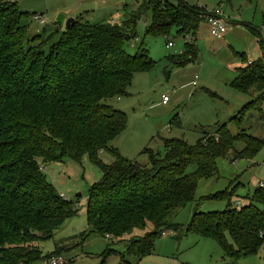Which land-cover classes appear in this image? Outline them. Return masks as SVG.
Segmentation results:
<instances>
[{
    "label": "trees",
    "instance_id": "1",
    "mask_svg": "<svg viewBox=\"0 0 264 264\" xmlns=\"http://www.w3.org/2000/svg\"><path fill=\"white\" fill-rule=\"evenodd\" d=\"M147 11L144 36L166 37L175 29L190 38L180 53L166 57L168 78L172 68L199 56L195 34L207 12L204 6L144 0L119 23H89L78 16L57 38L54 33L37 34L26 46L27 26L20 22L29 13L20 11L15 1L0 0V264H47L50 255L60 254L59 246L43 254L38 242L52 238L77 209L46 179L44 163L78 161L86 154L100 169L101 179L89 187L88 230L80 239L92 231L119 240L134 228L153 224L144 235L131 237L123 252L106 246L97 264H106L110 254H117L121 264L151 255L165 229L177 239L187 233L215 239L230 260L223 264L255 254L263 244L264 189L257 186L240 206L231 201L239 183L195 198L198 181L217 175L216 158L232 152V162L253 159L264 145L262 139L245 128L232 134L226 122L215 124L211 132L200 127L193 144L182 135L154 136L163 152L145 145L140 152L145 163L124 157L110 144L127 121L112 99L130 96L134 75L156 64L143 43L134 53L124 48L125 35L135 37L136 22ZM258 61L238 66L229 81L236 91L258 93L232 114L230 120L238 126L246 111L264 100V68ZM169 126H180L178 114ZM237 143H242L240 150ZM102 151L112 154L111 163L101 162ZM191 165L194 171L187 172ZM210 198L226 200L225 209L201 211L200 201ZM187 203H194L189 222L172 221L173 213Z\"/></svg>",
    "mask_w": 264,
    "mask_h": 264
},
{
    "label": "rangeland",
    "instance_id": "2",
    "mask_svg": "<svg viewBox=\"0 0 264 264\" xmlns=\"http://www.w3.org/2000/svg\"><path fill=\"white\" fill-rule=\"evenodd\" d=\"M15 1L23 15L20 24H25L27 30L24 43L30 45V38L37 34L48 36L54 33V38L66 29L65 25L56 22L59 14L67 17L81 16L82 21L111 24L121 22L127 14L133 12L144 0H11ZM173 1V0H170ZM204 6L208 11L221 9L226 21L224 37L216 39L210 34L206 21L200 23L195 34V43L199 56L182 67L171 69L166 78L164 69L168 66L166 57L176 55L183 49L189 37H182L172 29L166 37L144 36L145 21L150 20V11L144 13L136 22L135 37L129 38L124 44L125 50L134 53L143 43L151 57L156 61L151 70L138 73L131 82L129 92L131 97L112 99L113 105L126 112L127 121L124 130L110 144L118 148L126 158H136L141 163L146 157L140 154L145 145L163 152V145L154 136H178L184 134V139L193 144L200 136V127L213 131L215 124L226 122V128L232 134L245 128L248 134L260 138L264 143V100H258L252 110L246 111L239 126L230 118L239 107L256 98L258 93L246 94L236 91L230 86V79L237 66L249 59L257 58L261 53L262 36L264 32V0H186ZM41 14L44 22L40 24L33 19ZM74 18V17H72ZM62 27V30L59 28ZM253 29V31H251ZM167 41L173 43L167 45ZM244 53L247 60L240 56ZM194 87L190 81L195 80ZM170 99L167 105H161V95ZM178 114L183 127H167L168 121ZM242 143L235 145L240 150ZM101 162L111 163L113 156L108 151L98 154ZM232 152L225 157L216 158L217 175L208 179H200L195 188V198L210 195L224 189L227 185L239 183L232 196L237 206L247 202L259 181H264V145L256 152L253 159L240 158L232 162ZM44 175L56 190L67 199L73 201L76 213L67 218L50 239L38 242L43 254L53 252L61 247L60 255L64 264H97L106 246L116 252H123L131 237L142 236L153 228L147 223L144 229L134 228L124 234L122 239H109L96 232H88L85 240L79 234L88 230L86 224V204L89 187L101 179V171L86 154L80 160L64 158L61 161L44 163ZM195 165L188 167L192 172ZM232 181V182H230ZM237 202L239 204H237ZM201 211L223 210L226 207L224 199H202L199 203ZM194 211V203H187L177 209L172 221L183 225L189 222ZM175 232L165 229L161 237L154 242L152 254L137 260L128 258L130 264H223L229 262L224 257L217 241L197 234L187 233L180 239L174 237ZM106 264H121L117 254L107 256ZM233 264H264V242L255 254L243 256Z\"/></svg>",
    "mask_w": 264,
    "mask_h": 264
},
{
    "label": "built area",
    "instance_id": "3",
    "mask_svg": "<svg viewBox=\"0 0 264 264\" xmlns=\"http://www.w3.org/2000/svg\"><path fill=\"white\" fill-rule=\"evenodd\" d=\"M224 14L223 11L221 9H215L212 11H208L206 12L205 16H204V21H206L209 25V30H210V34L215 37L216 39H221L224 35V33L226 32V21L224 19ZM33 19L35 21H38L40 24H42L44 22V18L42 17L41 14H37L33 16ZM173 43L169 42L168 46H172ZM262 45H263V50H264V32L262 33ZM260 65L264 68V53L263 55L260 57L259 61ZM252 60H248L247 64H251ZM197 78V76H195V79ZM192 84L195 86L196 85V80H192ZM168 97L165 94H162L161 96V103H166L168 101ZM260 188L264 189V181H259L257 184ZM237 204H239L237 202ZM65 260L63 258L62 255L58 254V255H50V257H48L46 259V263L47 264H64Z\"/></svg>",
    "mask_w": 264,
    "mask_h": 264
},
{
    "label": "crops",
    "instance_id": "4",
    "mask_svg": "<svg viewBox=\"0 0 264 264\" xmlns=\"http://www.w3.org/2000/svg\"><path fill=\"white\" fill-rule=\"evenodd\" d=\"M72 17H74V19L76 18L74 15H73ZM79 17H81V16H79ZM81 18H82V17H81ZM59 29L62 30V27H60ZM258 32H259L260 35L262 36L263 30L261 31V28L258 29ZM223 37H224V35H223ZM223 37H222V38H223ZM263 53H264V50H263V45H262L260 55H259L257 58H254V57H253L252 59H249V60H252V61H253V60H255V59H260V57L263 55ZM240 54H243V55H244V53H240ZM238 56H240V55L238 54ZM240 57H244V58H243L244 61L247 60V58L245 57V55H244V56H240ZM243 65H245V62H243V64H241V66H243ZM237 68H238V66H237ZM235 69H236V68H235ZM137 74H138V73H136V74L134 75V77H135ZM235 74H236V72H235V70H234V75H233V77L235 76ZM134 77H133V79H134ZM233 77H232V78H233ZM232 78H231V79H232ZM133 79H132V80H133ZM193 79H194V78H193ZM193 79H192V80H193ZM196 79H197V78H196ZM196 79H195V80H196ZM231 79H230V80H231ZM190 85H191V86L193 85V84H192V81H190ZM196 85H197V83H196ZM196 85H195V86H196ZM193 86H194V85H193ZM195 86H194V87H195ZM130 94L132 95V93H130ZM131 95H130V96H127V97H131ZM161 96H162V95H161ZM117 98H120V97H116L115 99H117ZM168 99H169V98H168ZM169 101H170V99H169L166 103H161V105H162V104H163V105H167V104L169 103ZM116 107H118V106H116ZM118 108H119V107H118ZM120 109H121V108H120ZM123 111H124V110H123ZM124 112H125V111H124ZM125 113H126V112H125ZM168 126H169V121H168V125H167V127H168ZM169 127H171V126H169ZM178 127L181 128V129L183 128L181 125L178 126ZM178 127H177V128H178ZM181 135L184 136L183 133H181V134L178 135V136H181ZM163 136H164V137H178V136H165V135H163ZM163 136L161 135V137H163ZM116 138H117V137H116ZM116 138H115V139H116ZM153 249H154V248H153ZM151 254H152V252H151ZM139 260H140V259H139Z\"/></svg>",
    "mask_w": 264,
    "mask_h": 264
},
{
    "label": "water",
    "instance_id": "5",
    "mask_svg": "<svg viewBox=\"0 0 264 264\" xmlns=\"http://www.w3.org/2000/svg\"><path fill=\"white\" fill-rule=\"evenodd\" d=\"M74 20V18L72 17H67L65 19V16L63 14H59L58 17L56 18V22L59 23V24H62L65 25V28L68 29V27L70 26L69 24L72 23ZM125 40H129V36L128 35H125Z\"/></svg>",
    "mask_w": 264,
    "mask_h": 264
}]
</instances>
